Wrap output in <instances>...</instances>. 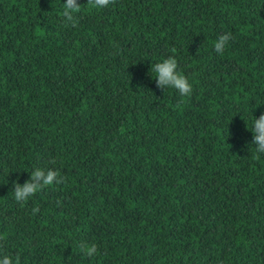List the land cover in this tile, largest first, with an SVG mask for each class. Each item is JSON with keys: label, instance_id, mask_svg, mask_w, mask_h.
<instances>
[{"label": "trees", "instance_id": "trees-1", "mask_svg": "<svg viewBox=\"0 0 264 264\" xmlns=\"http://www.w3.org/2000/svg\"><path fill=\"white\" fill-rule=\"evenodd\" d=\"M77 2L73 28L66 0H0V251L20 264H264L251 133L264 0ZM169 56L190 96L156 87ZM35 168L65 183L18 203L13 182Z\"/></svg>", "mask_w": 264, "mask_h": 264}, {"label": "clouds", "instance_id": "clouds-1", "mask_svg": "<svg viewBox=\"0 0 264 264\" xmlns=\"http://www.w3.org/2000/svg\"><path fill=\"white\" fill-rule=\"evenodd\" d=\"M116 0H87V6L91 9H104L109 5L115 4ZM82 10V6L78 4L77 0H66L63 4V12L61 13L63 23L65 26L70 25L75 28L78 23L77 15ZM232 39L231 33H225L217 38L214 43V51L217 54H223L224 50ZM175 52V49H172ZM178 62L174 56H169L162 62L156 63L152 67V71L155 73L156 87L160 90L166 88L175 89L182 97L190 96L193 88L189 83L187 77L178 71ZM252 118V144L256 145V153L264 154V113L259 118ZM54 164L55 161H50ZM65 177L61 175L58 170L54 168L45 171L41 168H35L31 172L30 180L26 181L22 186L13 182L14 199L18 203H26L30 198L34 197L42 190L51 187L53 185H61L65 183ZM39 211L38 207L32 209L33 214ZM2 248V245H0ZM80 251L87 258H92L98 254V247L95 243L79 245ZM0 255L3 258L0 259V264H20V257L17 255L13 258L11 255L3 254L0 251Z\"/></svg>", "mask_w": 264, "mask_h": 264}]
</instances>
